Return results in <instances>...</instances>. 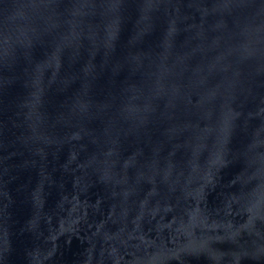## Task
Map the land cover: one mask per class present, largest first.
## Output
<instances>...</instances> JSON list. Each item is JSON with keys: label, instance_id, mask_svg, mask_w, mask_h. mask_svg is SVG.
<instances>
[{"label": "water", "instance_id": "obj_1", "mask_svg": "<svg viewBox=\"0 0 264 264\" xmlns=\"http://www.w3.org/2000/svg\"><path fill=\"white\" fill-rule=\"evenodd\" d=\"M0 264H264V0H0Z\"/></svg>", "mask_w": 264, "mask_h": 264}]
</instances>
